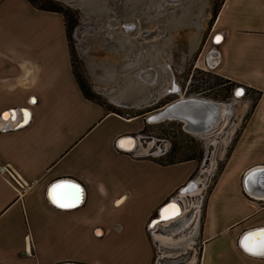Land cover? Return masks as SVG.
<instances>
[{"label": "crops", "instance_id": "1", "mask_svg": "<svg viewBox=\"0 0 264 264\" xmlns=\"http://www.w3.org/2000/svg\"><path fill=\"white\" fill-rule=\"evenodd\" d=\"M211 34L206 64L258 99L207 195L195 264H264L238 244L264 229V0H222ZM144 125L83 96L61 13L0 0V264H152L147 226L200 162L137 157Z\"/></svg>", "mask_w": 264, "mask_h": 264}, {"label": "rangeland", "instance_id": "2", "mask_svg": "<svg viewBox=\"0 0 264 264\" xmlns=\"http://www.w3.org/2000/svg\"><path fill=\"white\" fill-rule=\"evenodd\" d=\"M52 1L69 11L74 21L68 39L73 71L93 101L125 118L143 119L145 131L138 134L137 153L160 155L156 159L163 164L200 159L192 180L201 191L193 196L177 193L183 215L168 226L150 225L153 234L147 230L154 249L156 244L152 264H195L207 195L256 98L250 92L234 98L239 86L229 85L206 64L211 66L215 57L208 54L218 44L211 34L212 16L222 0H181L165 6L162 0ZM123 26H133V31H122ZM150 70L155 74L147 82L141 74ZM172 82L179 93L168 91ZM181 91L186 97L229 103L234 116L208 135L188 133L179 121L149 120L151 114L183 98Z\"/></svg>", "mask_w": 264, "mask_h": 264}, {"label": "water", "instance_id": "3", "mask_svg": "<svg viewBox=\"0 0 264 264\" xmlns=\"http://www.w3.org/2000/svg\"><path fill=\"white\" fill-rule=\"evenodd\" d=\"M180 2H181V0H162V6H165L164 4H175V5H177ZM131 27L132 28H130L128 26H123V28H121V30L123 31V29H128L130 31H133V26H131ZM164 54L166 56L168 55L166 52ZM211 54H214V53H211ZM153 72L154 71H152V73ZM154 74H155V72H154ZM171 91L173 92V90H171ZM239 91H240V94L238 95ZM181 93H183V92L181 91ZM244 93H245V89L242 86H239V87L236 88V90L234 92V95L237 98H241L244 95ZM185 94H186V92H184L182 95L184 96ZM190 96H192V95H190ZM184 97H186V96H184ZM226 105H227V107H226V113L227 114L223 118H221V119L219 118V120H220L219 123L220 124H221L222 121H224L226 119H230L233 116V107L229 103H226ZM219 106L220 105L218 104L217 101H214V103H211V101L203 102L201 100V98H199V99H196V98L182 99L181 96H179V98H177L176 100L172 101L171 103L165 105L159 111H157L158 112L157 114H154V113L151 114L150 115V119H151L152 122H164V121H171L172 119H174V120L177 119L182 124L183 129L185 127V128H189V131H199L201 133L209 134L210 132H212L216 128V126L213 127V125L215 123V120H210L209 122L203 123V126H201V128H200V126L199 127H194L193 124H192L193 120L195 119L194 115H196V116L199 115V111H197V109H199L201 107L206 109V110H209L210 108H212V110H214V111H219L218 110ZM216 118H217V116H216ZM219 123H218V125H219ZM197 129H199V130H197ZM127 137L131 138L129 136H127ZM127 137H123V138L118 140V143H117V147L118 148H123L120 145V141L124 140ZM134 139L138 142V144L141 142V137L138 136V135L136 137H134ZM192 184H193V181H192V179H190L188 181V183L186 185H184L183 187H181V189H179V191L177 193H180L182 196H185V195L189 194L190 187L193 186ZM177 193L174 196H172L171 198H169L167 200V202H165L158 209V211L156 213V217H154L151 220L150 225H152V223H154V224L155 223H162V221H159L160 217L158 218V216L160 215L161 210L165 209L170 204L175 203V202H173L174 200H176L178 205L181 204V200L180 199H175L176 195H178ZM262 196H264V194ZM261 231H264V229L261 228V229H257V230H254V231H250V232L244 233L243 236L239 240V243H238L239 244V248L243 252H245L246 254L251 255L250 253H248L247 251H245L243 249L242 245H243V243L245 241V238L248 237L249 234L258 233V232H261ZM251 256H254V255H251ZM254 257L264 258V257H261V256H254Z\"/></svg>", "mask_w": 264, "mask_h": 264}, {"label": "bare ground", "instance_id": "4", "mask_svg": "<svg viewBox=\"0 0 264 264\" xmlns=\"http://www.w3.org/2000/svg\"><path fill=\"white\" fill-rule=\"evenodd\" d=\"M147 36V35H146ZM215 36V35H214ZM213 36V37H214ZM217 37H219V42H220V40H221V36L220 35H216ZM217 37H216V42H217ZM218 42V43H219ZM213 50V49H212ZM212 65H213V63H212ZM205 66H206V64H205ZM213 69V68H212ZM152 71L153 70H150V71H146V72H144V73H142L141 74V78L143 79V80H146L147 82H152V80H153V77H154V72L152 73ZM172 85V87L171 88H169L168 89V91H171V90H173V92L172 93H179L180 92V89H179V87L177 86V84H175L174 82H172L171 83ZM240 93V92H239ZM190 98H196V99H199L200 97H183L182 99H190ZM201 100L203 101V102H207V101H211V100H207V99H204V98H201ZM211 103H214V101H211ZM218 104L220 105L219 106V111H214V110H212V108H210L209 110H206V109H204V108H199V109H197V111H199V115H194V120H193V126L194 127H199L200 126V128H201V126H203V123H206V122H209L210 120H215V123H214V125H213V127L214 126H218V123L220 122V120H219V118L221 119V118H223L227 113H226V107H227V105L225 104V103H221V102H218ZM208 109V108H207ZM158 112H156V113H154V114H157ZM7 114V116L9 117V116H11V114L9 113V112H7L6 113ZM16 115V113L15 112H13V116H15ZM216 116H217V118H216ZM149 120L151 121V119H150V117H149ZM171 121H179V120H177V119H172ZM226 120H224V121H222L221 123H224ZM220 124V123H219ZM184 129L188 132V133H193V134H196V135H205L206 133H201V132H199V131H189V128H185L184 127ZM197 130H199V129H197ZM213 132V131H212ZM211 133V132H210ZM206 135H208V134H206ZM128 138V137H127ZM121 143H120V145L123 147H125V149H132L134 146H135V140L134 139H130V140H125V141H120ZM258 170H260V169H256L254 172H256V171H258ZM264 170V169H263ZM253 172V173H254ZM193 181V180H192ZM187 184V183H186ZM185 184V185H186ZM193 186H191L190 187V190H189V194H187V195H185V196H193V195H195V194H198L197 192H199V191H201V186L199 185V183L196 181H193V184H192ZM199 185V186H198ZM256 186L258 187V188H261L262 190H264V181H258L257 183H256ZM173 202H175V203H173V204H170L169 206H167L166 208H171V206L172 205H175V207H176V213L173 215V214H171V213H169V215H168V218H166L165 217V215H163L162 213H163V210H161V212H160V215L158 216V218L160 217V220L159 221H162V223H152V225L151 226H157V225H161V226H168L169 224H171L172 222H174L177 218H179L180 216H182L183 215V213H184V211H183V208H182V206L179 204H177V202H176V200H174ZM161 207V206H160ZM158 222V221H157ZM154 226V227H155ZM166 241V240H165ZM172 241V240H171ZM243 245H244V243H243ZM242 245V246H243ZM243 249H244V247H243Z\"/></svg>", "mask_w": 264, "mask_h": 264}, {"label": "snow or ice", "instance_id": "5", "mask_svg": "<svg viewBox=\"0 0 264 264\" xmlns=\"http://www.w3.org/2000/svg\"><path fill=\"white\" fill-rule=\"evenodd\" d=\"M217 42H219V37H217ZM239 94L240 93H238V95ZM4 118L5 119L8 118L7 114H5ZM27 118H28V113L25 112V119L27 120ZM262 171H264V170H262ZM255 175L256 174L253 173V176H250L249 179L252 180ZM58 189H64V190L71 189L73 192L79 191L78 186L74 185V184H58V185H55L53 187L52 191L55 193ZM78 199H79V197L74 195L69 200L63 193H61L59 195H54L52 197L53 203L56 204L57 207H61V208L74 207L76 204V201ZM169 213H171L173 215L176 213L175 205H172L171 208H165L163 210L162 214L165 215L166 218H168ZM245 240H246V242L243 245L245 251H247L248 253H250L251 255H254V256L264 257V231L249 234V236L246 237ZM253 240H255L254 243L248 242V241H253Z\"/></svg>", "mask_w": 264, "mask_h": 264}, {"label": "trees", "instance_id": "6", "mask_svg": "<svg viewBox=\"0 0 264 264\" xmlns=\"http://www.w3.org/2000/svg\"><path fill=\"white\" fill-rule=\"evenodd\" d=\"M31 4H33L36 8H38L39 10H43V11H49V12H57V13H61L64 17V20H65V25H66V30H67V38L69 39V31L71 30L73 24H74V21H72L70 19V15H69V11H64L62 8L60 7H57L54 2L52 0H28ZM220 6H218V8H216L215 10H213V16H212V19L214 20L215 17H216V14L219 10ZM72 60V59H71ZM73 66V64H72ZM74 73V76L76 78V81L78 83V86L83 94V96L88 99V100H91L93 101V97L91 96L90 92H89V89L87 88V86L85 85L84 81L80 80L79 76L76 75V73L73 71ZM222 79V78H221ZM222 80H225L226 83H228L229 85H233V86H238L236 83H233L229 80H226V79H222ZM245 95L250 92L249 89H245ZM258 99V95L256 96L255 100H254V103L256 102V100ZM253 103V104H254ZM247 118V115L245 117V119ZM244 126V124H243ZM242 126V127H243ZM145 131V125L143 127V129L141 130V132L143 133ZM240 133V132H239ZM238 137V136H237ZM237 139V138H236ZM236 141V140H235ZM235 143V142H234ZM233 146V145H232ZM187 160H197L200 162V159L197 158V157H191V158H186L185 160L183 161H187ZM183 161H170V162H167V163H164V164H174V163H177V162H183ZM160 162V161H159ZM162 163V162H160ZM163 164V163H162Z\"/></svg>", "mask_w": 264, "mask_h": 264}, {"label": "built area", "instance_id": "7", "mask_svg": "<svg viewBox=\"0 0 264 264\" xmlns=\"http://www.w3.org/2000/svg\"><path fill=\"white\" fill-rule=\"evenodd\" d=\"M205 71H207V70H205ZM235 92V91H234ZM245 94V93H244ZM244 96V95H243ZM242 96V97H243ZM234 98H237V97H235V95H234ZM161 154V156L162 155H164V153L162 154V153H160ZM136 156L137 157H139L140 155L139 154H136ZM148 156H160V155H152V154H150V155H148ZM149 225H150V223H149ZM149 225L147 226V230L149 229V232L151 233V234H153V230L149 227ZM155 245V244H154ZM155 247H156V245H155Z\"/></svg>", "mask_w": 264, "mask_h": 264}]
</instances>
